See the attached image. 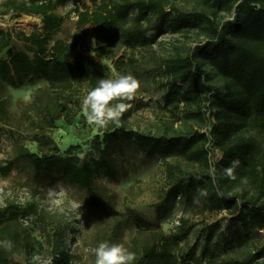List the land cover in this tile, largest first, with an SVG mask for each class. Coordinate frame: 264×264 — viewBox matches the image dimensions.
Masks as SVG:
<instances>
[{
	"label": "trees",
	"instance_id": "trees-1",
	"mask_svg": "<svg viewBox=\"0 0 264 264\" xmlns=\"http://www.w3.org/2000/svg\"><path fill=\"white\" fill-rule=\"evenodd\" d=\"M5 1L4 14L14 11L37 15L42 18L43 27L29 34L0 30V53L11 45L15 35L25 44V49L10 51L8 57L0 58V83L18 87L46 82L50 98H47L46 90L43 95L42 90L38 91L30 108V112L38 117L36 127L40 130L52 128L61 118L72 124L83 112L84 96L97 86L99 80L110 79L111 68L90 55L71 61L60 59L63 54L76 51L80 42L79 36L71 42L53 40L55 31L65 21L64 16L56 13V8L67 0ZM72 1L77 5L83 2ZM214 2L219 9L229 12L234 9L233 19H218L216 11L209 16L203 11L164 8L156 0H95L92 6L84 5L83 10L78 9L77 21L78 34H82L87 25L93 28L99 57L114 60L122 49L141 48V59L130 58L124 71L147 82L167 77L161 84L166 107L206 95L210 139L206 134L155 136L130 129L131 107L123 114L120 127L112 124L97 127L99 134L90 142L83 161L78 154L59 155L56 147L54 152L42 154L18 148L15 158L0 165V173L7 175L16 161L23 159L38 173L60 174L86 189L91 204L114 217L109 231L98 234L97 246L104 241L124 245L125 230L130 227L139 230L138 236L126 245L136 253L133 264H177L178 256L173 251L188 237L192 225L183 217L166 234L160 224L144 219L135 209L126 207L116 211L114 193L97 186L95 177L102 172L111 174L114 171L116 152L130 141L149 156L166 158L176 152L188 162L198 164L197 168L187 170L179 163L165 162L166 199L191 201L198 195V189L205 188L208 195L203 198L210 209L229 212L230 217L219 233L218 241L202 249V259H206L207 264H264V147L255 136L242 133L248 127L264 133V0ZM193 27L205 30L209 38L195 45L180 64L159 63L155 45L161 34L167 30L178 33ZM123 61L120 57L115 65L119 67ZM76 86H82L80 97L76 96ZM207 141L213 142L222 152V158L215 164V181L208 174L210 149L206 146ZM232 160L240 161L234 180L223 176V169ZM197 176L200 179H196ZM244 183L255 192L242 194L238 188ZM6 211L25 216L35 214L37 209L32 204L0 208V221L7 215ZM216 227L219 224L213 226ZM145 234L153 235L151 243H143ZM25 264L32 262L29 260Z\"/></svg>",
	"mask_w": 264,
	"mask_h": 264
},
{
	"label": "rangeland",
	"instance_id": "rangeland-1",
	"mask_svg": "<svg viewBox=\"0 0 264 264\" xmlns=\"http://www.w3.org/2000/svg\"><path fill=\"white\" fill-rule=\"evenodd\" d=\"M94 1L83 0L77 5L67 0L58 6L56 13L64 16L65 21L55 31L53 40L71 42L79 36L77 50L61 55L60 59L71 61L84 55L93 56L111 68L110 79H115L120 74H128L124 71L126 63L130 58L141 59L143 51L139 47L122 49L114 60L98 56L91 25H87L82 34H78L77 27L78 9L83 10L84 5L92 6ZM214 1L156 0L164 8L171 7L183 12L203 11L209 16L212 11H216L218 19H233L234 9L230 12L219 9ZM6 8V1L0 0V30L29 34L42 29L40 16L17 14L14 11L4 14ZM208 38L206 31L199 27L178 33L167 30L155 45V56L159 63L180 64L183 56L189 55L195 45ZM19 49H25V44L15 35L11 45L0 53V58H6L10 51ZM120 57L124 61L117 67L115 61ZM136 78L141 88L130 101L133 108L128 121L130 129L155 136L206 134L210 139L209 102L206 95L178 106L166 107L163 104L164 88L161 84L166 82L167 77L150 82ZM81 87L74 88L78 97ZM41 90L42 95L43 90H46L49 99L48 85L44 81L18 87L0 83V165L15 158L18 148L42 154L54 152L56 147L62 156L79 154L86 147L89 149L90 142L99 134L97 126L87 123L83 112L72 124L61 118L52 128L38 129V117L30 112V108L34 94ZM242 133L255 136L264 147L263 132L248 127ZM206 146L210 149V160L217 164L222 158L221 150L213 142L207 141ZM115 158L114 171L111 174H98L95 182L97 186L114 193L116 211L125 210L126 207L135 209L144 219L160 224L166 234L179 224L181 218H188L192 229L173 251L178 256L177 264H207V260L202 259V249L218 241L217 237L230 217L229 212L211 210L207 200L199 195H194L191 201L184 198L168 200L165 197V162L179 163L187 170L197 168L198 164L188 162L176 152L166 158L149 156L132 141L118 150ZM238 190L242 194L255 192L247 183L242 184ZM27 204L34 205L37 212L23 216L6 211L7 215L0 221V264L32 262L33 254H40L45 259L51 258V264H95L92 249L97 247V236L109 231L114 217L108 211L93 206L86 189L71 183L63 175L38 173L28 161L17 160L10 173H0V208L6 209L12 205L23 207ZM215 224H219V227L213 228ZM139 233L136 227L125 230L124 246L127 247ZM152 239L151 234L142 236L143 243L149 244ZM6 241L12 242L10 249L3 246Z\"/></svg>",
	"mask_w": 264,
	"mask_h": 264
},
{
	"label": "clouds",
	"instance_id": "clouds-1",
	"mask_svg": "<svg viewBox=\"0 0 264 264\" xmlns=\"http://www.w3.org/2000/svg\"><path fill=\"white\" fill-rule=\"evenodd\" d=\"M140 88V81L131 73L120 74L115 79L99 80L97 86L88 91L81 102L87 123L100 128H105L109 124L120 127L123 114L132 107L130 101L136 97ZM87 150L86 147L78 154L81 161L85 159ZM214 164L215 162L210 160L208 169V174L213 181L217 175ZM239 164V160H232L229 166L223 169V176L236 179L235 169L239 167ZM196 179L200 177L197 176ZM198 195L207 197V189H198ZM218 195L223 193L218 192ZM3 246L10 249L12 242L6 241ZM92 252L95 255V264H133L136 260V253L119 243L104 241L92 249ZM32 264H51V258L45 259L40 254H33Z\"/></svg>",
	"mask_w": 264,
	"mask_h": 264
}]
</instances>
